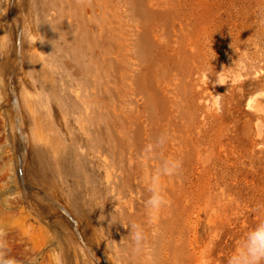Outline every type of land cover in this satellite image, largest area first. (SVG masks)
<instances>
[{
  "label": "rangeland",
  "instance_id": "374dc122",
  "mask_svg": "<svg viewBox=\"0 0 264 264\" xmlns=\"http://www.w3.org/2000/svg\"><path fill=\"white\" fill-rule=\"evenodd\" d=\"M261 93L264 0H0V254L229 264L264 224Z\"/></svg>",
  "mask_w": 264,
  "mask_h": 264
},
{
  "label": "clouds",
  "instance_id": "9594fccd",
  "mask_svg": "<svg viewBox=\"0 0 264 264\" xmlns=\"http://www.w3.org/2000/svg\"><path fill=\"white\" fill-rule=\"evenodd\" d=\"M162 143V141H161ZM180 167L176 161H165L163 168L164 174H172L173 170ZM159 180V176L152 178V187L149 191L152 193L147 205L150 208H158L166 203L161 191L155 186ZM132 239L137 245L143 239L142 231L136 225H132ZM0 264H16L14 258H4L0 254ZM229 264H264V224L258 225L250 231L239 251H237L229 260Z\"/></svg>",
  "mask_w": 264,
  "mask_h": 264
},
{
  "label": "bare ground",
  "instance_id": "6f19581e",
  "mask_svg": "<svg viewBox=\"0 0 264 264\" xmlns=\"http://www.w3.org/2000/svg\"><path fill=\"white\" fill-rule=\"evenodd\" d=\"M261 39H262V38H261ZM260 42H261V41H260ZM119 47H120V50H119V52H118V58H119L120 61H122V55H123L122 47H121V46H119ZM131 50H132V48L129 47V48H128V51L130 52ZM257 97H258V98H257ZM259 97H261V99H262L263 102H258ZM253 103H255L257 106H260V107L262 108V110L264 111V93L257 94L256 97H255V99L253 100ZM253 103H252V104L249 103L248 106H249V107H252V106H253ZM259 110H260V109H259ZM260 121H261V120H260ZM258 122H259V121H258ZM257 127H258V132H259V134L264 133V125H263L262 123H259Z\"/></svg>",
  "mask_w": 264,
  "mask_h": 264
}]
</instances>
